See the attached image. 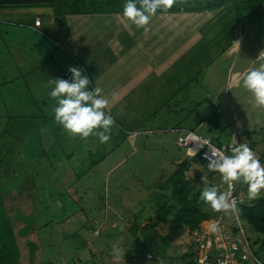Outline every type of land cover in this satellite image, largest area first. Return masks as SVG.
I'll list each match as a JSON object with an SVG mask.
<instances>
[{"label":"crops","instance_id":"1","mask_svg":"<svg viewBox=\"0 0 264 264\" xmlns=\"http://www.w3.org/2000/svg\"><path fill=\"white\" fill-rule=\"evenodd\" d=\"M234 7L235 2L231 1L212 12L157 14L146 28L124 22L121 14L104 15L114 17L116 23L111 22L103 30H99L97 21L91 20L102 15H68L65 18L69 35L63 46L57 41L51 7H0V94H10L7 99L13 110L28 114L29 140L43 130L47 132L51 124L47 119L54 117L50 114L56 106L49 95L53 87L50 80H70L68 70L72 67L79 68L89 78L88 90H94L95 86L103 89L109 100L108 111L115 120L111 139L101 144L95 138L96 147L92 144L93 147L87 148L84 140L70 139L60 125L50 133L51 137L45 138L46 142L41 137L37 147L31 144V152L40 153V160L44 159L51 167L48 170L51 180L46 181L43 190L31 179L28 184L23 181V188L7 191L0 187V253L4 254L6 245L13 252L8 264H41L39 257L43 249L52 251L55 245L61 246L55 251L61 257L65 245L75 248L78 237L83 239L82 234L86 233L94 237L83 244L94 250L93 261L123 262L122 258L114 260L102 242L97 248L91 246L95 238L103 236L105 228L122 236L128 234L130 241L134 238V228L149 229L158 209L159 195L150 217L145 212L149 206L143 200L144 186L138 192L130 191L129 186L137 189L138 184L150 181L147 176L142 179V162L133 165L134 148L139 146L137 149L144 153L156 149L148 145H153L150 139H156L161 146L156 165L165 166L166 158L174 167L188 161L191 168L186 179L195 182L201 179L206 163H195L194 158L185 154L171 157L166 154L169 149L166 143L172 142L180 148L176 139L186 130L179 126L151 128L144 124L157 116L170 119L172 125L180 124L181 112L186 110L180 103L188 101L199 106L198 103L210 100L214 79L223 71L214 70V66L224 65L227 78L224 84H215L217 101H222L227 90L230 92L226 102L231 100V92L240 86L243 74L264 52V13L258 18L257 10H253L247 18H237ZM38 20L41 24L37 27ZM241 24L255 30L244 33ZM217 60L219 63L215 64ZM212 70L213 76L208 79ZM4 86L11 88V92ZM172 134H177L176 139ZM78 142L82 145L80 153ZM124 144L125 149L118 153ZM99 149L104 151L100 155ZM158 180L156 177L153 181ZM111 182H117L112 189ZM125 182L128 184L120 185ZM111 194L123 197L117 208L111 204ZM131 196L142 199L134 204L126 200ZM48 229L51 237L58 239L50 240ZM135 239L139 241V237ZM188 239L191 249L190 236ZM80 251L81 248L69 250L62 262L83 264ZM148 253L146 259L150 260L152 256Z\"/></svg>","mask_w":264,"mask_h":264},{"label":"rangeland","instance_id":"2","mask_svg":"<svg viewBox=\"0 0 264 264\" xmlns=\"http://www.w3.org/2000/svg\"><path fill=\"white\" fill-rule=\"evenodd\" d=\"M53 17L59 39L61 37V33H63L67 28V20L66 18L62 17L60 21L57 22V16L54 14ZM113 19L114 17L102 15L99 17L96 16L91 20L97 21L100 25L99 30H103L105 27L111 24V22H115ZM241 27L244 30V33H246V31L251 33L255 30L252 28L248 29L244 24H241ZM60 46H63V44ZM215 51L216 47H214V52ZM217 63H219L218 60L215 62V64ZM256 66L257 63H254V65L251 67L253 68ZM221 68L223 69L221 76L217 79H214L215 81L212 87L213 95L210 100L198 103L200 104L199 106H195L194 103L188 101L180 103L182 106H184V108H186V110L181 112L183 117L180 124L172 125V123L169 122L170 119H162V117L157 116V118H153L149 123L145 122L144 125L151 128H171L174 126H179L180 129L190 130L201 137L209 138L217 146L225 144L228 145L231 143H235L237 145L247 143L249 147L257 154L258 158L261 160V163L264 164V112L252 108L250 104V94L247 93L241 86L233 89L230 96L231 100L229 102H226V95H228L230 92L229 90H227V92L225 91L222 101H217L218 94L216 95L217 87L215 84H224V79L227 78L224 77V65L223 67L217 68L214 66L213 68L214 70L218 69L217 71L221 70ZM214 70L208 74V79L212 78V72H214ZM192 87L197 88L196 85H192ZM4 88H6V86H4ZM6 89L11 92V88ZM7 95L0 94V164H2V166H0V186L2 189L7 191L11 190L12 188L17 189L18 186L23 188V185L25 184L23 181H27L26 183L28 184L29 179H31L30 182L36 183V185L43 190V188L46 186V183L51 180L50 175L48 174V170L51 169V167L45 164L46 161L44 159L40 160L42 158L40 157L42 156L40 153L35 155L36 151L32 150L31 152L30 148L32 143L33 146L37 147L41 137L44 138L42 140L46 142L45 138L52 136L50 133L56 129L58 124L55 122L54 117L50 119L48 118L47 120L50 121L51 124L47 129V132L43 130V132L40 134L38 133L37 135H32L31 140H29L27 137L29 135L26 133V131L29 129L28 124L31 119L25 112L18 113L14 111L12 108V103L7 99ZM50 114L54 116L53 110L50 111ZM201 122L205 123L201 125ZM172 135H174L176 139L177 134ZM95 138V136H91L86 141L84 140L82 142L87 146V148L93 147L92 144H94ZM58 140L59 138H57L56 142H58ZM149 141H151L153 145H148L151 147L153 146L156 149H152L150 152L144 153L143 151L137 149L139 146L134 148L135 153L133 154V159L135 162L133 165L142 162L141 168L144 174H146H143L142 179H145L147 176L150 181H143V183L138 184L140 187L137 189L135 186L132 187L133 185H130L129 189L132 192H138L141 191V186H144V189L142 190L144 194L143 200H147L149 206V208H146L145 212H148L149 216L151 217L153 216L151 215L153 214L152 212L157 206L155 202L156 197L159 195L158 198L161 200V192L158 191L157 187L161 185V183H163L168 177H170L176 167L172 166L171 162H169L167 158L165 159V166L156 165L155 159L158 161L157 155H160L161 146H159V143L156 139H150ZM120 143H122V141H120ZM77 144L80 153L82 145L79 142ZM95 144H97V142H95ZM166 144H168L169 147L168 152L166 151L167 157H171L173 155H186L184 149L177 148L172 142ZM96 146L97 145H95V147ZM123 149H125V144L122 146L121 150L118 149V153H121ZM165 149L167 150V148ZM127 151L130 150L127 149ZM103 152V149H99L98 155ZM114 152H116V150ZM60 153L61 149H59V154ZM61 158L62 157H59L58 159L60 160ZM194 161L195 163L200 162L205 164L199 160L198 157L194 158ZM203 176L207 178V183H202L201 179H199L197 183L198 191L213 185L219 187L220 190H224L225 186L220 183L219 177L214 178L213 172L208 171V165L204 167ZM156 177L157 180H159L153 181ZM116 184L117 182H111L110 189L115 187ZM127 184L128 182H125L121 183L120 185L125 186ZM238 186L239 188L237 194L242 199V203L256 202L259 199L264 198V190H261V194L256 200H249L247 196V186ZM135 195L136 193H134V196ZM141 199L142 198H136L133 196L126 198L128 202H132L134 204H136L137 200ZM120 200L123 201V197L114 196L111 194L110 201L111 204L115 206V208L120 205ZM160 202H162V200ZM203 209L205 212L212 214V216H214L213 218H217L221 214L213 213L210 208L206 207L205 205H203ZM99 215L101 216L100 213L98 216ZM143 216H145V214ZM43 221L44 219L40 220L39 222L42 223ZM225 222L228 231L240 234L239 225L232 211L227 212ZM38 225L40 226L41 224L38 223ZM241 226L250 240L252 251L258 261L257 264H264V235L255 232L252 227L244 220L241 221ZM46 232L50 233L49 229ZM82 235L84 236V240L81 239V237H78L75 248H72L73 245L69 244L65 245L64 248L62 247L64 249V253L61 254V257L55 252L56 250H59L61 246H53V252L51 250L48 251L43 249L39 257V261L41 260L40 263L64 264L61 258L63 259L64 257H68L69 250L81 248L80 253L82 252L81 260L84 261L83 264H98V262L91 259L92 253L95 255L94 250L92 249L93 251H91L89 246H83L86 241L88 242L90 240V237L91 239H94L93 235L88 233ZM104 235L106 236L104 237ZM132 235L134 238L130 241L128 234L122 236L118 231H115L111 228H105L103 231V236H101L99 239L95 238L93 241V247L91 246V248H97L98 244L102 242L104 248L110 255L113 251V245L119 241L120 247L125 253L124 257L122 258L123 262L117 264H184V261L180 258V255L182 252L187 250L186 245L189 242L188 237L184 238V240L180 243H177V246L180 248V250L177 251L172 247H168L165 240L160 237L162 236L161 233H156L150 228L143 231H139L134 228ZM51 236L52 234L50 233V240L52 241L53 239H58L56 236ZM135 237H139V241L136 240ZM147 252H149L148 254L152 256V259H146ZM164 258H169L170 261L164 260ZM67 264H77V262Z\"/></svg>","mask_w":264,"mask_h":264},{"label":"clouds","instance_id":"3","mask_svg":"<svg viewBox=\"0 0 264 264\" xmlns=\"http://www.w3.org/2000/svg\"><path fill=\"white\" fill-rule=\"evenodd\" d=\"M177 0H126L122 6L121 18L136 28H146L157 11L168 13ZM260 53L257 66L243 74L240 86L250 94L253 109L264 112V61ZM71 79L50 80L53 85L49 95L55 100L53 108L55 122L62 127L70 139L87 140L91 136L98 138L101 144L111 139V129L115 124L114 117L108 111L109 100L104 96L103 89L95 86L88 90L89 78L76 67L69 68ZM208 159V171L218 174L224 190L213 185L205 187L200 199L213 213L238 211L233 192L238 185L247 186L249 200H256L264 190V164L247 143L235 144L231 154L219 150H211ZM202 183H207L205 176ZM57 206H60L57 201ZM218 230L212 224L211 231ZM124 251L117 241L113 245L112 257L119 261Z\"/></svg>","mask_w":264,"mask_h":264},{"label":"trees","instance_id":"4","mask_svg":"<svg viewBox=\"0 0 264 264\" xmlns=\"http://www.w3.org/2000/svg\"><path fill=\"white\" fill-rule=\"evenodd\" d=\"M231 1L235 2L234 13L237 18H247L253 10H257L258 18L263 16L264 0H177L168 13L212 12L223 8ZM124 3L126 0H0V7L49 6L57 16L56 5H58L60 14L59 17L57 16V22H59L62 17L65 18L68 15L122 14ZM157 14L166 13L157 11ZM66 31L68 32L67 29ZM68 35L69 32L66 38ZM66 38L59 45H62ZM190 168L191 163L184 161L177 165L174 173L158 186L162 202L159 203L156 214L149 225L154 232L162 234L160 237L165 240L168 247L177 251L180 250L177 243L186 237L189 238L188 232L194 231L203 222L214 217L203 209L204 203L200 199L202 190L198 191L196 184L198 181L186 179V173ZM237 209L241 221H246L255 232L264 235V198L256 202L242 203ZM6 246L4 254L0 253V264H8L9 258L13 256V252L8 251ZM186 247L187 250L181 253L180 258L183 259L184 264H193L189 242Z\"/></svg>","mask_w":264,"mask_h":264},{"label":"built area","instance_id":"5","mask_svg":"<svg viewBox=\"0 0 264 264\" xmlns=\"http://www.w3.org/2000/svg\"><path fill=\"white\" fill-rule=\"evenodd\" d=\"M40 24L41 21L38 20L36 26H40ZM261 58H264V56ZM258 59L259 57L256 60ZM177 145L185 150L187 157H198L199 160L208 165L207 156L210 155L211 150L231 154V149L235 146V143L217 146L209 138L201 137L193 131L186 130L178 136ZM214 176L217 177L218 174L214 173ZM238 188L239 186L233 192L236 208L242 204V199L237 194ZM232 212L239 225L240 234L228 231L225 222L227 213H223L224 215L221 218L203 223L199 228L189 232L193 264L258 263L252 251L250 240L241 226L238 212ZM212 224L217 225L218 230L216 232L211 231Z\"/></svg>","mask_w":264,"mask_h":264},{"label":"water","instance_id":"6","mask_svg":"<svg viewBox=\"0 0 264 264\" xmlns=\"http://www.w3.org/2000/svg\"><path fill=\"white\" fill-rule=\"evenodd\" d=\"M57 7V16L59 17V14H60V10H59V7L58 5H56ZM68 32L65 30L63 33H61V37L58 39V43H62L63 40L66 38ZM200 173H198L197 177H200Z\"/></svg>","mask_w":264,"mask_h":264}]
</instances>
